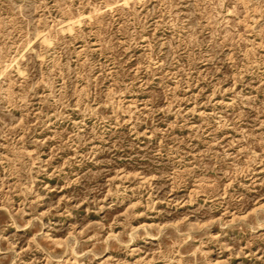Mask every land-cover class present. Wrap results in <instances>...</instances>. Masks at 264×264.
<instances>
[{"label":"rangeland","instance_id":"374dc122","mask_svg":"<svg viewBox=\"0 0 264 264\" xmlns=\"http://www.w3.org/2000/svg\"><path fill=\"white\" fill-rule=\"evenodd\" d=\"M0 264H264V0H0Z\"/></svg>","mask_w":264,"mask_h":264}]
</instances>
